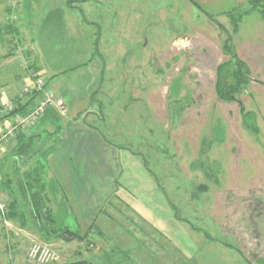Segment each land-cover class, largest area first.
I'll use <instances>...</instances> for the list:
<instances>
[{"label":"rangeland","instance_id":"obj_1","mask_svg":"<svg viewBox=\"0 0 264 264\" xmlns=\"http://www.w3.org/2000/svg\"><path fill=\"white\" fill-rule=\"evenodd\" d=\"M23 1L14 13L7 2L3 25L13 16L18 23ZM41 1L34 12L51 4L74 17L54 28L42 25V12L27 14L29 30L0 41V59H11L9 66L0 64V88L12 89L9 75L26 69L30 53L45 79L31 71L27 85L43 78L62 99L63 90L79 95L89 89L95 105L80 122L105 137L115 159L106 161L112 173L99 180L104 198L96 214L74 218L59 203V191H47L57 226L87 232L86 242L47 239L30 219L25 228L0 221V264H264L263 18L251 13L232 34L249 83L238 102L223 103L215 82L217 67L227 60L225 35L205 13L231 33L223 13L247 9V0ZM64 1H70L69 9ZM175 81L178 93L171 96ZM241 108L254 115L256 131L244 126ZM48 110L63 128L59 117L67 106L65 114ZM18 115L4 116L11 121L0 134ZM27 131L15 133L0 157ZM55 138L36 141L22 170L36 160L46 162L50 150L63 149ZM8 161L2 170L10 173ZM0 200L5 206L9 201L1 185ZM44 251L50 257L41 258Z\"/></svg>","mask_w":264,"mask_h":264},{"label":"crops","instance_id":"obj_2","mask_svg":"<svg viewBox=\"0 0 264 264\" xmlns=\"http://www.w3.org/2000/svg\"><path fill=\"white\" fill-rule=\"evenodd\" d=\"M40 1L41 0L23 1L20 19L18 23L15 24L18 38L23 36L26 30H29L27 28L28 22L25 21V17L27 14H30V12L33 14L39 11L42 12L45 18L42 25L51 26L54 28H61L64 19H69L71 16L74 17L71 11L52 8L55 5L53 6L51 4L48 5V7H51L50 9L38 10L34 12V8L38 7V3ZM41 2L56 3L54 0H43ZM69 2L70 1H64L63 5L66 9H69ZM8 15L9 12L7 8V1L0 0V28L5 26L3 25V22L7 19ZM74 22L75 24L77 23L76 25H78V20L75 19ZM36 24H38V22H34L30 28H34ZM7 38H9L7 35L4 36V39ZM25 56L29 59L27 67H25L27 70L24 69L21 71L19 67L21 72H17L16 74V72L14 73L12 71V74L9 75L11 79L10 85L13 81L14 87L11 85L12 89H8V86L0 88V105L6 104L12 100L16 101L22 87L27 85L30 81L29 73L31 71H35L38 75L44 78L42 75L43 70L36 58L33 57V55L30 56V53L28 55L25 53ZM3 59H0V64L2 67L9 66L7 64L11 59ZM63 91H61L62 93H60V95L65 100L67 106V114L64 117H59L63 118L65 121L63 128L57 124V114L48 110L39 120V122H37L24 134L25 136L29 135V137H35L36 141L42 139L43 137L52 139L54 138L53 140H55L56 135H59L60 141H62L64 148L49 151L46 158L47 170L45 173V181H47L48 190L51 188V190L54 191V195L57 190L59 191V203L62 200V202L66 204L67 209L73 213L75 216L74 218H76L77 215H80L81 217L87 216L90 211H95L94 214L98 213L97 210L100 208L99 206L102 199L104 198V195L101 194L99 189V187L102 185L99 180L103 176L110 175L112 173L110 169L111 166L110 164H106V161L108 162L110 158L114 160L115 154H112L114 150L107 142L103 140V137L98 130L88 126V124L80 122V117L82 114L87 111L92 112L91 108L95 104L91 99L94 98L95 93H90L89 89L87 90V93H80L79 95L78 93H65ZM79 96L81 97L76 99V97ZM10 121L11 118H0V131ZM70 129H72L71 132ZM18 137L16 141V147L20 142H22V138ZM16 147H14L9 154L2 153L0 159H4L0 164V172L3 171V162L5 163V161L8 159L10 163L12 162V157H14L13 154ZM6 148L7 146L3 149V151ZM3 173L7 172L3 171ZM3 182H5L4 186ZM0 185L4 189L8 187L5 177L3 174L1 175V173ZM53 186H55V188H53ZM77 210L80 212H77ZM77 224L79 225V222H77ZM93 226L94 224H92V227Z\"/></svg>","mask_w":264,"mask_h":264},{"label":"trees","instance_id":"obj_3","mask_svg":"<svg viewBox=\"0 0 264 264\" xmlns=\"http://www.w3.org/2000/svg\"><path fill=\"white\" fill-rule=\"evenodd\" d=\"M247 9H231L223 13L229 19L231 33L225 30L211 15L205 13L214 23L217 24L220 30L224 32L225 39L222 44V51L227 56V60L220 64L216 69L215 94L217 99L223 103H233L237 101V97L241 94L244 87L249 83V69L246 64L241 61L235 51L233 45L232 34L237 35L240 30V25L243 19L251 13H258L264 20V0H247ZM200 8V7H198ZM14 21H10L5 26L0 28V41L4 36L14 35L18 39L17 29L14 26ZM16 34V35H15ZM81 68L76 67L74 70ZM179 83L174 82L171 96L178 93ZM35 95L23 98L20 101L16 99L18 109L9 113L8 116L14 114L24 115L34 102ZM93 100V98H92ZM238 102V101H237ZM243 124L246 128L256 131L254 115L246 112L241 108ZM86 124L85 120H83ZM22 134V133H21ZM19 134V136L21 135ZM101 134V133H100ZM25 136V134H22ZM103 137V135L101 134ZM20 138V137H19ZM22 138V136H21ZM105 142L106 139L103 137ZM34 145L36 139L33 136H28L25 140L15 148L10 163L11 172L3 173L8 187L4 189L7 192L9 201L5 206L4 215L0 216V221H18L22 228L29 225V219L32 220V225L38 230L42 236L47 239H58L65 243L73 241L86 242L88 233H81L75 228H70L68 225L57 226L55 214L48 206L49 199L47 197V184L45 181V173L47 169L46 162L36 160L35 164L28 169H23V164L27 162L34 154ZM6 162V161H5ZM5 182H3V186ZM68 264H91L87 260H79Z\"/></svg>","mask_w":264,"mask_h":264},{"label":"built area","instance_id":"obj_4","mask_svg":"<svg viewBox=\"0 0 264 264\" xmlns=\"http://www.w3.org/2000/svg\"><path fill=\"white\" fill-rule=\"evenodd\" d=\"M9 4V7L14 13V9L20 5L21 0H6ZM12 17V15H11ZM9 18V17H8ZM16 20V17L13 16L12 20ZM35 95L34 104L29 108L28 112L24 115H18L14 119L12 118V123L0 134V150L5 146L10 140L14 138L15 133L20 131H27L32 126H34L44 112L48 109H53L59 114H65L66 105L63 99L57 94L54 93L51 89L46 87V80L40 77H34L30 85L24 86L21 93L18 94L17 99L20 101L25 97H30ZM17 102H8L6 104L0 105V117L8 115L10 112L18 109ZM5 213V205L0 200V216ZM40 249L36 251L32 250V254L36 255ZM45 252V253H44ZM40 254V257H48L49 252L44 251ZM50 257V256H49Z\"/></svg>","mask_w":264,"mask_h":264}]
</instances>
